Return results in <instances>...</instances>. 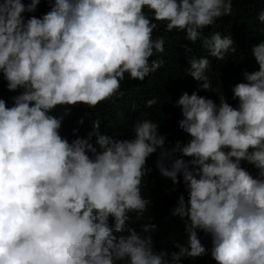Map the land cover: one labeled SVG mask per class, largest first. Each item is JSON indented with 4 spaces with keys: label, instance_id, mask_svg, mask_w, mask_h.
Masks as SVG:
<instances>
[{
    "label": "clouds",
    "instance_id": "9594fccd",
    "mask_svg": "<svg viewBox=\"0 0 264 264\" xmlns=\"http://www.w3.org/2000/svg\"><path fill=\"white\" fill-rule=\"evenodd\" d=\"M39 4L0 0V73L20 90L10 106L0 98V264H182L208 252L216 264H264V40L251 49L258 70L232 88L235 105L224 93L213 100L182 92L175 104L187 136L171 147L147 118L128 138L101 133L97 123L70 141L60 134L64 117L52 111L122 96L125 75L143 81L158 70L157 21L200 41L207 55L189 56L186 72L216 92L209 56L223 59L235 42L203 33L232 13L233 0H49L41 16L24 15ZM256 18L264 24V9ZM157 152L160 176L174 190L179 175L187 191L171 211L186 233L173 242L178 251L157 250L155 223L139 231L129 224L130 213L140 219L152 203L142 180Z\"/></svg>",
    "mask_w": 264,
    "mask_h": 264
},
{
    "label": "trees",
    "instance_id": "16d2710c",
    "mask_svg": "<svg viewBox=\"0 0 264 264\" xmlns=\"http://www.w3.org/2000/svg\"><path fill=\"white\" fill-rule=\"evenodd\" d=\"M24 2L27 3L29 0ZM261 9H264V0H233L232 13L220 18L216 24L204 30V35L220 31L222 34L232 36L235 42L233 45L235 51L228 52L223 59L209 56L210 66L207 75L216 92L200 88L199 85L203 81L195 80L186 72L189 56L207 55V50L202 48L200 41L197 40L195 43L188 41L183 32L167 31L166 22L157 21L153 38L159 36L164 40V51L158 54V58L163 60L161 67L145 77L143 81L131 79L125 75L124 81L121 82L123 95L102 100L95 106L57 105L52 110L53 113L64 117L60 134L70 141L77 135L87 137L88 132L98 123L99 132L118 138H128L133 135L132 124L137 119L147 118L160 125V131L165 135V147L173 146L176 140L187 136L179 128L181 112L175 104L182 92L191 93L195 90L199 95L213 100H218L217 94L224 93L230 103L233 105L237 103L232 98L233 86L244 81V71L258 70L259 67L251 55V49L264 40V24L256 18ZM49 10V0H40L35 12L24 13V15L26 17L41 16ZM185 45H189L190 52L185 50ZM6 85L7 81L0 73V98L5 99L10 106L13 102L11 97L17 95L20 90L11 91ZM153 97L156 98V103L148 106L146 101ZM66 108L71 110L67 112ZM74 129L77 131L74 132ZM91 142L95 143L94 136ZM157 156L158 152L146 159V166L151 167L152 171L142 180V194L152 203L140 219H136L134 212L130 213L129 224L139 231L141 225L155 223L157 228L152 231V236L157 250L166 248L169 251H178L173 242H185L186 233L181 218L172 216L171 211L181 193L187 199V191L179 175L180 183L174 187V190L171 179L160 176L155 165ZM242 166L253 173L251 164L242 162ZM121 234L123 233H116L117 236ZM199 235L202 243L210 249L211 236L202 231ZM182 264H216V261L208 252L196 258H182Z\"/></svg>",
    "mask_w": 264,
    "mask_h": 264
}]
</instances>
